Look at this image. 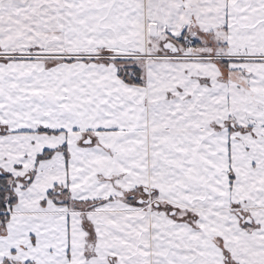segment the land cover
Here are the masks:
<instances>
[{"label":"crops","instance_id":"obj_1","mask_svg":"<svg viewBox=\"0 0 264 264\" xmlns=\"http://www.w3.org/2000/svg\"><path fill=\"white\" fill-rule=\"evenodd\" d=\"M30 48L90 55L0 64V264H264V0H0Z\"/></svg>","mask_w":264,"mask_h":264},{"label":"rangeland","instance_id":"obj_2","mask_svg":"<svg viewBox=\"0 0 264 264\" xmlns=\"http://www.w3.org/2000/svg\"><path fill=\"white\" fill-rule=\"evenodd\" d=\"M180 48H182V45H179ZM109 52V51H108ZM107 51L105 50H97L96 53H98V56L101 55L104 59L106 57V55H108ZM88 53H84V52H79V54H75V53H67L63 51H58L56 49H51L49 51L40 49V48H30L27 50H21V51H12V53H6L3 52L2 50H0V64L2 66H8L9 62H12V59H18V60H33V61H38V60H44L48 65H52L54 63H56V61H60L62 58H79V57H83V55H90ZM93 53V51L91 52ZM65 56H64V55ZM95 51L93 54H91L92 56H94ZM64 56V57H63ZM10 58V59H9ZM132 61H129L128 64L126 66H131ZM132 67H136V64L133 65ZM130 68V67H127ZM3 172L6 174L5 178H0V185L1 184H6L7 188L11 189L12 188V178L8 175V172L4 171ZM5 179V180H3ZM7 180V181H6ZM141 191V190H140ZM125 194V193H124ZM124 194L122 195L123 197ZM232 264V263H229Z\"/></svg>","mask_w":264,"mask_h":264},{"label":"trees","instance_id":"obj_3","mask_svg":"<svg viewBox=\"0 0 264 264\" xmlns=\"http://www.w3.org/2000/svg\"><path fill=\"white\" fill-rule=\"evenodd\" d=\"M126 69H121V72H125ZM134 70L138 71L136 67H130L128 71ZM0 178H5V175L0 174ZM5 180V179H3ZM7 181V180H6ZM11 199V194L9 188H7L6 184H1L0 185V218L3 219L2 212H4L7 209V204H9Z\"/></svg>","mask_w":264,"mask_h":264},{"label":"water","instance_id":"obj_4","mask_svg":"<svg viewBox=\"0 0 264 264\" xmlns=\"http://www.w3.org/2000/svg\"><path fill=\"white\" fill-rule=\"evenodd\" d=\"M149 32L153 36H156L158 34V28H157V25L155 23H151L149 25ZM164 48H165V50H167L173 54H176L178 52L177 45L172 41L166 42L164 45Z\"/></svg>","mask_w":264,"mask_h":264},{"label":"built area","instance_id":"obj_5","mask_svg":"<svg viewBox=\"0 0 264 264\" xmlns=\"http://www.w3.org/2000/svg\"><path fill=\"white\" fill-rule=\"evenodd\" d=\"M186 44L189 46V47H195V42L194 41H191V40H187L186 41Z\"/></svg>","mask_w":264,"mask_h":264}]
</instances>
